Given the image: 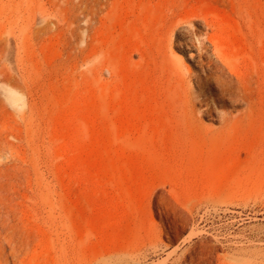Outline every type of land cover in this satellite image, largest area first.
<instances>
[{
  "label": "rangeland",
  "instance_id": "obj_1",
  "mask_svg": "<svg viewBox=\"0 0 264 264\" xmlns=\"http://www.w3.org/2000/svg\"><path fill=\"white\" fill-rule=\"evenodd\" d=\"M127 9L158 20L179 151L110 135L118 68L147 60L123 51ZM182 27L210 28L241 102L199 89L211 52ZM257 72L264 0H0V264H264Z\"/></svg>",
  "mask_w": 264,
  "mask_h": 264
},
{
  "label": "bare ground",
  "instance_id": "obj_2",
  "mask_svg": "<svg viewBox=\"0 0 264 264\" xmlns=\"http://www.w3.org/2000/svg\"><path fill=\"white\" fill-rule=\"evenodd\" d=\"M126 12L129 20L134 16L141 23H135V21H133L126 25L124 24V34L120 40L122 41L123 51L127 55L131 54L139 44H143L146 47L143 52L147 60L141 67V71L139 70V73L130 74L121 66L118 68L122 91L119 96L116 97L114 105L111 106L112 110L109 117L114 125L118 123L119 128L117 130H111L110 135L113 139L134 135L156 137L154 138L156 142H158V144L161 143L163 146V149H160L167 152L179 151L181 150L178 149L180 148L179 146H181L178 144L180 140L178 141L176 137L181 133L186 134L187 128L183 130L182 125L179 124L180 120L178 121L177 119L178 115L176 116V111L174 110L176 109L174 107L175 93L172 89L173 87L170 86V75L165 72L163 68L159 67L158 56L160 54L158 56L156 55V22L158 20L155 16L147 17L143 20L142 17L135 16L130 9H127ZM183 28L184 27H182V31L185 29L186 31L184 32L191 34L192 37L203 38L202 47H195L198 48L196 50L198 59L204 58L211 52V54H209L210 56H208V61L204 64V73H206V75L199 77L196 81L199 89L213 90V88L216 87L221 91L223 98L232 100V103L241 102V98L233 91L232 87L235 85L241 86L242 78L236 75L234 68L230 66L228 58H222V56L219 55L220 53L217 54L214 51L216 50L217 44L209 38L210 28L206 29L207 32L205 31L204 34L199 35L191 28ZM192 46L194 47L195 45ZM157 50H159V46ZM139 51H141V49H139L138 52ZM181 51L184 53L186 52L185 49L182 48ZM141 55H143V53H141ZM190 56L192 55L190 54ZM167 66L168 65H166V67ZM259 73L257 72L255 77V83L259 88L258 94L252 97V99L255 100L253 105H255L256 109L252 111V114L248 115L250 126L257 121L254 119L255 114L260 115L258 117L264 119V83L262 82L264 78H262ZM178 118L181 119L179 116ZM99 119H101V117H99ZM143 121L148 122V127H143L140 124ZM261 127L264 128V122ZM113 150L115 149L113 148Z\"/></svg>",
  "mask_w": 264,
  "mask_h": 264
}]
</instances>
